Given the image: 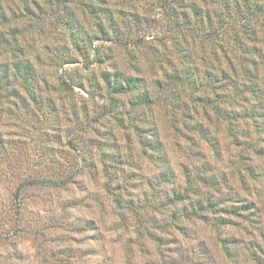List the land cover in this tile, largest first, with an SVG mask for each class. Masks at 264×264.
Here are the masks:
<instances>
[{
    "label": "rangeland",
    "instance_id": "1",
    "mask_svg": "<svg viewBox=\"0 0 264 264\" xmlns=\"http://www.w3.org/2000/svg\"><path fill=\"white\" fill-rule=\"evenodd\" d=\"M0 5L11 85L0 87V264H264L254 6L247 16L233 0ZM116 74L136 89L112 94L104 75ZM141 93L151 109L135 106Z\"/></svg>",
    "mask_w": 264,
    "mask_h": 264
},
{
    "label": "trees",
    "instance_id": "2",
    "mask_svg": "<svg viewBox=\"0 0 264 264\" xmlns=\"http://www.w3.org/2000/svg\"><path fill=\"white\" fill-rule=\"evenodd\" d=\"M233 1L236 4H241L242 6H244V8L247 9V11L244 13L247 16H249L251 14L250 13V5L254 6V8H255L254 12L256 10L258 11L259 15L257 17H258V19H260L261 25L264 26V3H262V2L252 3V0H233ZM63 2H65V1H63ZM237 10H239V7ZM261 12H262V14H260ZM0 13L4 14V11H3L1 5H0ZM124 15H125V13H124ZM219 17H221V16H219ZM219 17H218V19H219ZM14 18H16V17H14ZM243 20L245 21V24L247 26L251 25V20L248 19L247 17H245ZM252 22H253V20H252ZM110 23H113V20L110 21ZM99 30L102 31L101 28ZM217 30L219 31L220 29L218 28ZM220 33H221V31H220ZM17 71L18 72H16V73H17V75H19L22 83H24V85H26L27 88L28 87L31 88L30 85H34L32 83H34L36 81V78L33 76V74H31V72L29 73V69L24 70L20 67V65H18ZM8 74H9V70L7 68L0 71V87L1 88L4 87L5 89H9L11 87V85L9 83V78H8V77H10V75H8ZM121 77L122 76L116 74L115 76H113L112 79H109L107 75H104V81L107 84V87L110 88L112 94H122V93H125L127 91H132V89L133 90L136 89L137 84L134 83L131 85L129 82L130 79L127 80L126 78H121ZM175 78H173V79L170 78L169 80L171 81V79L174 80ZM253 91H254V89H253ZM10 95L18 96L17 91L15 89H14V91H12L10 93ZM33 101H35V100H33ZM153 104H154L153 100H151L150 97L146 93H141L137 96V102L135 103V106L142 105V106H145V107H148L149 109H151ZM143 140H144L143 146H145L147 148V150L151 152L152 155H155L154 159L156 161H158L161 158V156H163L164 154L162 152L161 142L158 139L157 134H148V136H146ZM1 146H3V145L0 143V147ZM160 152H162V153L160 154ZM166 166H167V164H166ZM161 176L165 177V178L168 177L169 176L168 171L165 169L164 172L161 173ZM37 183H38V181L31 182V184H37ZM19 191H20V188L17 189L16 196H15L17 201L19 199ZM197 206L200 207L201 204L197 203Z\"/></svg>",
    "mask_w": 264,
    "mask_h": 264
}]
</instances>
